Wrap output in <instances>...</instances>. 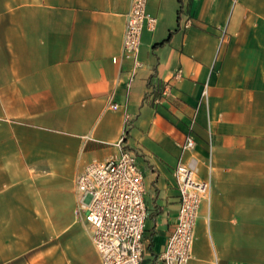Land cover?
Masks as SVG:
<instances>
[{
  "label": "crops",
  "instance_id": "0c3cea01",
  "mask_svg": "<svg viewBox=\"0 0 264 264\" xmlns=\"http://www.w3.org/2000/svg\"><path fill=\"white\" fill-rule=\"evenodd\" d=\"M130 5L0 0V151L81 152L83 168L122 141L144 173L150 262L176 221L171 173L191 128L212 173L187 264H264V0H149L156 26L134 73L121 52ZM62 243L44 240L42 264H99L88 229L66 259Z\"/></svg>",
  "mask_w": 264,
  "mask_h": 264
},
{
  "label": "built area",
  "instance_id": "2783aa9c",
  "mask_svg": "<svg viewBox=\"0 0 264 264\" xmlns=\"http://www.w3.org/2000/svg\"><path fill=\"white\" fill-rule=\"evenodd\" d=\"M148 1L130 0L126 14L121 52L125 60L131 61L132 73L141 66L138 54L143 30L156 26V19L147 12ZM182 27H189L187 18ZM182 77V70L177 69L173 79ZM207 89L208 83L204 82L200 101L207 99ZM111 108L116 105L111 104ZM196 144L190 128L171 173L180 198L176 221L163 250L150 262H146L144 245L147 188L137 154L119 141L116 152L101 159L92 158L75 175L74 212L88 229L99 264H187L192 259L199 211L210 198L212 173V167L206 164L204 175L200 174ZM209 144L211 148L212 136Z\"/></svg>",
  "mask_w": 264,
  "mask_h": 264
},
{
  "label": "rangeland",
  "instance_id": "374dc122",
  "mask_svg": "<svg viewBox=\"0 0 264 264\" xmlns=\"http://www.w3.org/2000/svg\"><path fill=\"white\" fill-rule=\"evenodd\" d=\"M85 159L81 152L0 151L2 264H27L29 257L42 264L45 239L57 247L63 241L66 259L76 234L87 230L73 191Z\"/></svg>",
  "mask_w": 264,
  "mask_h": 264
}]
</instances>
